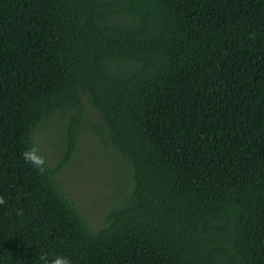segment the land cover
Listing matches in <instances>:
<instances>
[{
    "label": "trees",
    "instance_id": "trees-1",
    "mask_svg": "<svg viewBox=\"0 0 264 264\" xmlns=\"http://www.w3.org/2000/svg\"><path fill=\"white\" fill-rule=\"evenodd\" d=\"M84 96L132 173L99 228L55 174ZM0 196V264H264V0H0Z\"/></svg>",
    "mask_w": 264,
    "mask_h": 264
},
{
    "label": "rangeland",
    "instance_id": "rangeland-1",
    "mask_svg": "<svg viewBox=\"0 0 264 264\" xmlns=\"http://www.w3.org/2000/svg\"><path fill=\"white\" fill-rule=\"evenodd\" d=\"M83 104L76 149L68 164L57 169L55 174L91 226L99 228L105 224L108 209L118 206L125 198L122 194L130 195L132 173L110 142L100 113L85 96ZM71 111L56 110L33 133L36 146L51 166L58 165L64 152Z\"/></svg>",
    "mask_w": 264,
    "mask_h": 264
},
{
    "label": "clouds",
    "instance_id": "clouds-1",
    "mask_svg": "<svg viewBox=\"0 0 264 264\" xmlns=\"http://www.w3.org/2000/svg\"><path fill=\"white\" fill-rule=\"evenodd\" d=\"M22 158L25 163L31 164L37 170L43 172L45 160L42 156L39 155V149L33 147L31 149H27L22 153ZM6 204V200L3 196H0V205ZM40 260H46L45 257L41 256ZM53 264H71V260L66 256L58 257Z\"/></svg>",
    "mask_w": 264,
    "mask_h": 264
}]
</instances>
